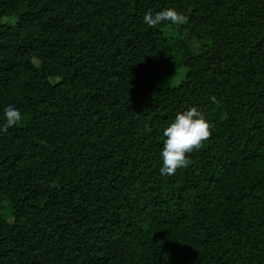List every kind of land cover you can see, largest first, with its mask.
Returning <instances> with one entry per match:
<instances>
[{"label":"trees","instance_id":"trees-1","mask_svg":"<svg viewBox=\"0 0 264 264\" xmlns=\"http://www.w3.org/2000/svg\"><path fill=\"white\" fill-rule=\"evenodd\" d=\"M9 104L0 264H264V0H0ZM190 107L210 135L161 175Z\"/></svg>","mask_w":264,"mask_h":264},{"label":"clouds","instance_id":"clouds-1","mask_svg":"<svg viewBox=\"0 0 264 264\" xmlns=\"http://www.w3.org/2000/svg\"><path fill=\"white\" fill-rule=\"evenodd\" d=\"M143 22L149 27H155L164 22L183 24L187 17L174 8H161L144 13ZM215 103V98H212ZM22 120L21 111L9 104L3 109V119L0 122V134L6 133L9 128ZM211 123L196 108L190 107L177 112L174 118L163 128V142L159 152L161 175H172L177 169L187 167L190 163L186 154L201 146L210 135Z\"/></svg>","mask_w":264,"mask_h":264}]
</instances>
